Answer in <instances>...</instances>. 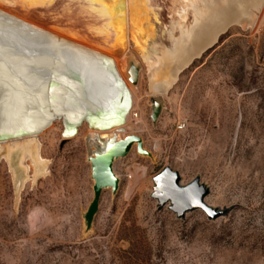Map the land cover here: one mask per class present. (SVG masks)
<instances>
[{"label":"rangeland","instance_id":"rangeland-1","mask_svg":"<svg viewBox=\"0 0 264 264\" xmlns=\"http://www.w3.org/2000/svg\"><path fill=\"white\" fill-rule=\"evenodd\" d=\"M122 81L135 96L118 113L124 130L114 134L141 138L154 163L134 149L114 163L118 192L102 193L92 232L82 238L80 215L92 198L89 127L82 119L63 138L70 99L58 112L50 108L37 135L45 173L34 170V182L25 179L18 194L0 146V264H264V9L252 28L231 27L177 77L155 129L144 69L136 88ZM165 168L181 185L198 178L209 190L204 203L221 216L208 220L197 210L179 220L159 209L152 181Z\"/></svg>","mask_w":264,"mask_h":264},{"label":"bare ground","instance_id":"bare-ground-1","mask_svg":"<svg viewBox=\"0 0 264 264\" xmlns=\"http://www.w3.org/2000/svg\"><path fill=\"white\" fill-rule=\"evenodd\" d=\"M257 2L0 0V146H7L16 194L25 179L34 182V170L45 173L37 135L51 121L50 108L58 112L70 99L63 138L73 137L82 119L86 136L115 135L125 128L118 113L135 96L123 87L128 57L140 65L139 77L146 72L149 97L164 98L189 65L187 50L233 16L252 11V28L264 9V0L259 9ZM129 42L133 54L124 56ZM140 120L133 119L142 126Z\"/></svg>","mask_w":264,"mask_h":264},{"label":"water","instance_id":"water-1","mask_svg":"<svg viewBox=\"0 0 264 264\" xmlns=\"http://www.w3.org/2000/svg\"><path fill=\"white\" fill-rule=\"evenodd\" d=\"M262 2L263 0H259L254 6L255 9H259L262 6ZM252 14L253 12L250 11L246 18H238L236 16L228 18L215 28L209 36L190 47L183 62V65H189L183 71L187 70L195 60H200L202 55L213 50L218 45L219 39L231 27L249 28ZM140 71L141 67L135 58L132 56L128 57L124 76L130 86L137 87ZM116 80L122 85V81L118 77H116ZM148 105L149 119L153 129H155L165 108L163 96L160 94L151 95L148 98ZM84 147L92 182V198L86 210L80 215L82 238L88 237L92 232L93 220L98 212L102 193L110 191L113 198L118 192L120 180L114 173V163L126 158L133 148L137 156L147 158L151 163H154V157L144 148L142 139L136 135H126L120 139L115 135L107 137H99L98 135L86 136L84 138ZM152 183L151 198L156 201L159 209L166 207L175 215L176 219L181 220L187 213L197 210L202 211L208 220H215L221 216V212L208 207L204 203L209 190L199 182L198 178H194L186 185H181L178 173L165 168L153 178Z\"/></svg>","mask_w":264,"mask_h":264},{"label":"built area","instance_id":"built-area-1","mask_svg":"<svg viewBox=\"0 0 264 264\" xmlns=\"http://www.w3.org/2000/svg\"><path fill=\"white\" fill-rule=\"evenodd\" d=\"M184 129V125H178L177 130H183Z\"/></svg>","mask_w":264,"mask_h":264}]
</instances>
